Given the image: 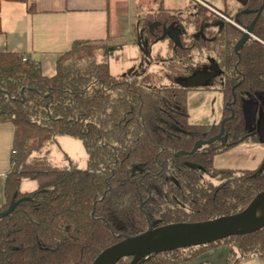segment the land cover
Listing matches in <instances>:
<instances>
[{
	"label": "trees",
	"instance_id": "16d2710c",
	"mask_svg": "<svg viewBox=\"0 0 264 264\" xmlns=\"http://www.w3.org/2000/svg\"><path fill=\"white\" fill-rule=\"evenodd\" d=\"M262 2L249 0L241 9L242 28L252 23ZM211 20L194 23L193 44L183 45L180 36V45L170 40L183 63L193 62L194 48L211 50L208 61L222 72L221 121L230 120L221 140L194 154L181 152L220 132L221 121L189 122L188 92L208 85L149 87L160 77L145 63L126 75H112L106 61L78 58L88 45L83 41L59 58L52 77L44 76L35 62L24 61L23 54L0 52V124L14 126L12 168L0 212L15 194L21 200L0 220V264H92L108 247L150 226L236 214L264 191L262 165L254 170L213 165L215 156L241 142L259 141L257 133L246 129L241 94L264 91V11L254 37L238 53L234 46L244 30L217 21V16ZM164 24L149 32L151 41L170 38V20ZM58 135L83 142L86 169L52 162L51 145ZM26 178L37 182L35 191H21ZM223 244L231 247L227 264L240 260L235 248L241 258L264 255V228L164 252L142 264H181ZM131 259L116 264H130Z\"/></svg>",
	"mask_w": 264,
	"mask_h": 264
},
{
	"label": "rangeland",
	"instance_id": "374dc122",
	"mask_svg": "<svg viewBox=\"0 0 264 264\" xmlns=\"http://www.w3.org/2000/svg\"><path fill=\"white\" fill-rule=\"evenodd\" d=\"M248 2L247 0H166L164 1L165 9L162 1L143 0L140 2L141 15L138 21H135L134 36L131 39L123 37L117 41L88 44L79 50L78 58L95 57L98 61H106L112 75H126L145 63L148 71L160 77L149 87L181 86L187 84L191 77L195 78L200 74L197 70L202 69L201 66H211L207 56L212 51L209 49L198 51L194 48L191 52L193 62L183 63L175 55L173 42L162 39L151 41L149 32L156 31L159 23L164 24V21L170 20L173 32L174 29L180 30L182 44L185 46L193 44L191 37L196 32L194 23L198 21L200 24H205L207 21H212L213 16H217L219 22H227L242 29L236 19L239 20L237 15ZM209 31H212L211 27ZM213 31L215 33L216 30ZM138 38L140 41H137ZM207 39L212 38L207 35ZM131 40L137 43L130 44ZM108 49L111 50L108 51ZM209 73L214 74L210 79H205L204 85L209 87L188 92L187 109L189 122L192 124L214 125L222 119L223 96L219 90L222 72L215 68ZM241 98L246 129L257 133L259 141L241 142L215 156L213 162L215 168L254 170L261 165L264 166V91L255 93L244 91ZM50 158L53 163L62 168L86 169L88 166V154L83 142L79 138L68 135L56 136L51 145ZM22 181L21 190L24 192H32L38 188L34 180L26 178ZM235 251L236 256L240 258L236 264H264V255L241 258L236 248ZM230 253V245L223 244L181 264H227Z\"/></svg>",
	"mask_w": 264,
	"mask_h": 264
},
{
	"label": "crops",
	"instance_id": "0c3cea01",
	"mask_svg": "<svg viewBox=\"0 0 264 264\" xmlns=\"http://www.w3.org/2000/svg\"><path fill=\"white\" fill-rule=\"evenodd\" d=\"M141 1L3 0L0 9V52L23 54L40 66L44 76L52 77L57 72L59 58L70 51L77 41L96 45L123 37L131 39L135 21L141 15ZM159 1L166 9V0ZM137 41L131 40L130 44ZM13 142V124L1 123L0 206L5 202L4 182L12 168Z\"/></svg>",
	"mask_w": 264,
	"mask_h": 264
},
{
	"label": "water",
	"instance_id": "95a60500",
	"mask_svg": "<svg viewBox=\"0 0 264 264\" xmlns=\"http://www.w3.org/2000/svg\"><path fill=\"white\" fill-rule=\"evenodd\" d=\"M263 11L264 0L257 11L255 19L249 26L244 28L242 37L235 44V52L238 53L254 37L255 24ZM244 12H249V10ZM236 22L238 23L237 19ZM178 33L179 30L172 31L171 37L177 45H180ZM211 76L213 77L214 74H198L195 78L191 77L184 86H202L205 84V79H210ZM229 120L230 118H224L221 121L220 132L217 135L207 140L196 141L190 152H181V154H194L201 147L221 140L225 133V124ZM262 168H264L263 165ZM16 198L17 194L13 196L10 206L0 212V220L11 214L20 203L21 200ZM263 207L264 191H261L243 211L236 214L202 222L173 223L155 228L150 226L144 233L126 237L124 240L108 247L96 257L92 264H116L123 258H132L130 264H142L144 261L164 252L205 245L230 236L250 234L264 228V215L258 216Z\"/></svg>",
	"mask_w": 264,
	"mask_h": 264
},
{
	"label": "flooded vegetation",
	"instance_id": "af4514ba",
	"mask_svg": "<svg viewBox=\"0 0 264 264\" xmlns=\"http://www.w3.org/2000/svg\"><path fill=\"white\" fill-rule=\"evenodd\" d=\"M237 16H239V14L237 15ZM238 23H239V20H238ZM159 24H161V23H159ZM165 27V26H164ZM174 30H179V29H174ZM242 30H244V28H242ZM173 31V29H172V27H170L169 29H168V35H169V40H171L172 39V37H171V32ZM181 35V33H180V30H179V33H178V37ZM173 40V39H172ZM179 40H180V38H179ZM174 41V40H173ZM235 47V46H234ZM214 67H216L214 64H212L211 66H206V65H204V66H201V68L202 69H200V70H197V73L199 72L200 74H202V73H209V72H212V71H214L215 70V68ZM217 68V67H216Z\"/></svg>",
	"mask_w": 264,
	"mask_h": 264
},
{
	"label": "bare ground",
	"instance_id": "6f19581e",
	"mask_svg": "<svg viewBox=\"0 0 264 264\" xmlns=\"http://www.w3.org/2000/svg\"><path fill=\"white\" fill-rule=\"evenodd\" d=\"M262 215H264V207H263L262 210L258 213V216H259V217L262 216Z\"/></svg>",
	"mask_w": 264,
	"mask_h": 264
},
{
	"label": "built area",
	"instance_id": "2783aa9c",
	"mask_svg": "<svg viewBox=\"0 0 264 264\" xmlns=\"http://www.w3.org/2000/svg\"><path fill=\"white\" fill-rule=\"evenodd\" d=\"M26 60H27V58L24 57V61H26Z\"/></svg>",
	"mask_w": 264,
	"mask_h": 264
}]
</instances>
